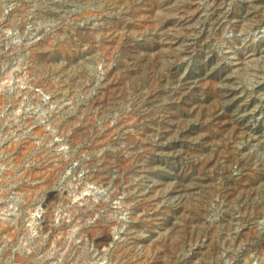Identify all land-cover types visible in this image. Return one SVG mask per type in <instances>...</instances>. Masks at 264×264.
<instances>
[{
    "label": "rangeland",
    "instance_id": "374dc122",
    "mask_svg": "<svg viewBox=\"0 0 264 264\" xmlns=\"http://www.w3.org/2000/svg\"><path fill=\"white\" fill-rule=\"evenodd\" d=\"M0 264H264V0H0Z\"/></svg>",
    "mask_w": 264,
    "mask_h": 264
}]
</instances>
